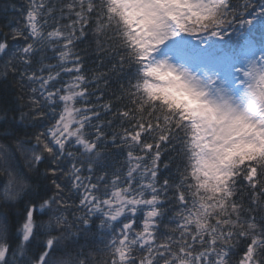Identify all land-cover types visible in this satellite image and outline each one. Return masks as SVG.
<instances>
[{
    "label": "snow or ice",
    "instance_id": "6c2138e0",
    "mask_svg": "<svg viewBox=\"0 0 264 264\" xmlns=\"http://www.w3.org/2000/svg\"><path fill=\"white\" fill-rule=\"evenodd\" d=\"M9 10L0 264H264V0Z\"/></svg>",
    "mask_w": 264,
    "mask_h": 264
},
{
    "label": "trees",
    "instance_id": "16d2710c",
    "mask_svg": "<svg viewBox=\"0 0 264 264\" xmlns=\"http://www.w3.org/2000/svg\"><path fill=\"white\" fill-rule=\"evenodd\" d=\"M24 3V0H0V24H3L4 23V20L2 19L3 16L7 15V17L9 19H11L12 17L14 16H18V13L16 12H13L11 10H9L7 13H4L2 10L4 8V6L6 4H15L17 6V8H19L21 6V4ZM7 30V29H6ZM256 38L259 39V34L257 33L256 34ZM210 39H216V38H210ZM233 43H236V37L235 36H232L231 37ZM195 42H198L196 40H194V43ZM240 43H243V39L241 38V41ZM9 97L13 98V106L16 108V115L18 116L19 115V112L21 110H23L21 108V105H22V101H15L14 97H13V94L10 92L8 93ZM3 117V113H0V118ZM23 127V126H21ZM0 132H2V129H0ZM20 135H24V132L21 131L20 132ZM14 163L16 165V167L19 169L20 172L22 173H28V168H27V165H26V160L23 156H20L19 154H17V157L15 158L14 160ZM4 181H5V177H0V190H2L3 188V184H4ZM18 207H22V205H18Z\"/></svg>",
    "mask_w": 264,
    "mask_h": 264
}]
</instances>
